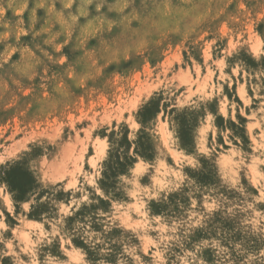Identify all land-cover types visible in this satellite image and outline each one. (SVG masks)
Instances as JSON below:
<instances>
[{
  "label": "rangeland",
  "instance_id": "rangeland-1",
  "mask_svg": "<svg viewBox=\"0 0 264 264\" xmlns=\"http://www.w3.org/2000/svg\"><path fill=\"white\" fill-rule=\"evenodd\" d=\"M13 163L0 264H264V0H0Z\"/></svg>",
  "mask_w": 264,
  "mask_h": 264
},
{
  "label": "trees",
  "instance_id": "trees-1",
  "mask_svg": "<svg viewBox=\"0 0 264 264\" xmlns=\"http://www.w3.org/2000/svg\"><path fill=\"white\" fill-rule=\"evenodd\" d=\"M159 112L158 101L155 99L150 100L141 110L138 112L140 122L151 120ZM146 140V141H145ZM122 142L129 146L126 134H124ZM135 153L141 156L150 157L147 153L149 145L147 144V138L145 136H139L135 142ZM127 157H124L123 161L117 159L109 165L108 176L116 172H122L125 165L128 164ZM0 180L6 184L8 191L12 195V199L15 203L26 201L31 195H33L40 187L36 178L23 164L13 163L7 164L1 168ZM32 213L28 214V217H32Z\"/></svg>",
  "mask_w": 264,
  "mask_h": 264
},
{
  "label": "bare ground",
  "instance_id": "bare-ground-1",
  "mask_svg": "<svg viewBox=\"0 0 264 264\" xmlns=\"http://www.w3.org/2000/svg\"><path fill=\"white\" fill-rule=\"evenodd\" d=\"M103 152V149H100L98 153H102Z\"/></svg>",
  "mask_w": 264,
  "mask_h": 264
}]
</instances>
